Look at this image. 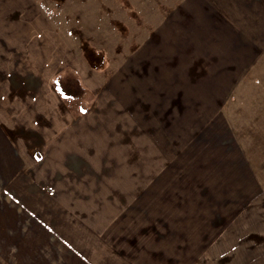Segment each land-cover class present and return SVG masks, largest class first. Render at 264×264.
Here are the masks:
<instances>
[{"label":"rangeland","instance_id":"374dc122","mask_svg":"<svg viewBox=\"0 0 264 264\" xmlns=\"http://www.w3.org/2000/svg\"><path fill=\"white\" fill-rule=\"evenodd\" d=\"M179 1L25 0V6L18 1V20H30L20 34L60 35L66 47L61 52L53 43L63 65L54 70L51 106L25 107L40 121L25 115L21 127L11 128L17 136L29 131L30 138L23 134L22 155L14 156L13 168L6 163L10 169L0 179V201L19 200L0 203V264H58L49 257L61 242L76 244L62 264H264V201L249 203L255 191L237 185L240 173L226 182L225 169L211 167L214 156L200 148L157 153V115L130 114L129 123L113 126L106 103L99 105L110 74L154 35L157 22ZM20 61L0 59V101L10 85L37 86L35 74L25 75L34 66H19ZM74 113L83 116L81 148L75 149L72 138L77 135L78 142V134L68 123ZM134 116L151 126L144 128L148 124ZM237 124L238 130L249 127ZM259 134L245 132L241 140L263 183ZM69 148L75 151L57 162L53 152ZM11 179L13 187L7 185ZM46 180L51 185L22 188Z\"/></svg>","mask_w":264,"mask_h":264},{"label":"crops","instance_id":"0c3cea01","mask_svg":"<svg viewBox=\"0 0 264 264\" xmlns=\"http://www.w3.org/2000/svg\"><path fill=\"white\" fill-rule=\"evenodd\" d=\"M18 1L0 0V59H19V66L32 64L33 69L25 75L35 74L37 86L31 87L30 81H25L23 86L14 88L10 85V92L4 90L1 93L0 179L6 177L7 169L13 168L17 161L14 156L22 155L23 134L30 138L29 131L16 129L20 133L17 136L11 128H16L14 125L21 127L25 115L33 123L40 121L25 107L42 102L51 106V84L57 74L54 70L63 65V60L55 57L54 53L58 51H54L53 43L61 52L66 47L60 35L20 34L19 28L27 26L30 20H18ZM24 1L20 0L22 6L26 5ZM2 28L6 30L3 32ZM262 76L264 0H180L157 22L154 35L128 54L117 73L110 74L105 91L100 93L103 100L99 99V105L106 103V116L111 114L113 126L119 122L129 123L130 114L157 115V153L172 154L176 148L183 147L187 151L200 148L203 155L214 156L211 167L221 164L225 169L222 179L226 178V182L234 181L237 173L242 175L237 185L242 183L255 191L256 196L249 203L262 202L264 189L259 188L264 187V182H258V174L251 166L249 152L241 140L245 132H260L256 137L264 139V95L259 94L264 90V83L259 82ZM54 94L65 106L66 101L60 93ZM59 110L65 109L59 107ZM82 118L81 113H74L67 121L78 134V142L77 135L73 134L74 149L81 148ZM136 120L146 122L144 117ZM238 122L249 124V127L238 130ZM6 124H11L10 128ZM148 126L151 124H143L144 128ZM56 150L53 153L58 157L57 162L62 155L75 151L70 148ZM48 152L47 144L45 153ZM8 161L10 168L6 164ZM209 162L202 156V163L210 167ZM226 162L235 164L229 166ZM43 163H48L45 158ZM30 174L32 177L33 173ZM13 180L7 185H14ZM35 185L45 187L51 182L46 180L43 184L29 183L21 187ZM257 190L259 193L256 194ZM18 201L9 198L0 203L5 207L4 202L17 204ZM75 246L58 243L54 246L58 252L49 258L62 264L66 254L75 251Z\"/></svg>","mask_w":264,"mask_h":264}]
</instances>
